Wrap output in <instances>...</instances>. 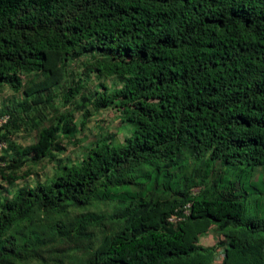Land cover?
Here are the masks:
<instances>
[{
    "label": "trees",
    "instance_id": "1",
    "mask_svg": "<svg viewBox=\"0 0 264 264\" xmlns=\"http://www.w3.org/2000/svg\"><path fill=\"white\" fill-rule=\"evenodd\" d=\"M82 56H98L88 74L119 80L100 97L126 133L11 197L0 183V264H34L47 239L96 220L85 264H216L218 249L221 264H264V0H0V86L22 94L0 111L3 180L19 177L4 173L22 164L12 152L37 164L66 150L79 107L47 124L46 112ZM83 86L66 87L65 102ZM22 128H38L32 145L13 141ZM100 202L113 212L69 227ZM212 228L218 247L200 242Z\"/></svg>",
    "mask_w": 264,
    "mask_h": 264
},
{
    "label": "rangeland",
    "instance_id": "2",
    "mask_svg": "<svg viewBox=\"0 0 264 264\" xmlns=\"http://www.w3.org/2000/svg\"><path fill=\"white\" fill-rule=\"evenodd\" d=\"M98 56L80 57L71 62L69 67V74L64 82L56 87L54 102L47 108L46 124L54 119V115L61 111H71L75 105L78 109H74L76 131L69 137L63 138V144L66 148L63 152H57L53 160L45 158L40 163H32L31 160L22 155H16L12 152V158H18L22 164L18 168L7 169L5 174L15 173L19 175L18 179L13 183L3 180L0 176V183L7 190L6 194L12 196L17 188L22 185L34 187L39 183L53 180L57 174L60 173L63 165L80 164L83 157L88 153L91 146L97 141L110 140V137L117 134V140H122L126 131V122L122 114L117 110L116 103L110 102L107 106L104 100L101 99L100 93L107 90L112 93L118 88L119 80L115 75L108 73L98 74L96 71H86L87 66ZM30 78H39V75H32L25 77L24 81H29ZM84 83L83 89L76 94L72 103H66L63 96L65 88L70 84ZM22 100V94L15 93L9 85L0 86V111H5L8 108L18 107ZM38 137V128L34 129H20L17 131L12 139L16 144L22 147L32 145ZM13 161V160H12ZM23 176V177H20ZM112 206H107L100 202L88 208H79L69 214L68 223L71 225L78 223L81 216L89 214L92 216L110 214L113 212ZM105 224L110 226L108 220ZM100 221H92L89 226L84 228V231L75 233L72 236H66L60 241H49L47 239L41 251L42 258H38L34 264H85L88 259L90 250L89 246L102 235ZM226 238L218 233L215 229L209 230L200 237V242L206 246L218 247L219 242ZM223 260V250L218 249L216 255V264H221Z\"/></svg>",
    "mask_w": 264,
    "mask_h": 264
},
{
    "label": "built area",
    "instance_id": "3",
    "mask_svg": "<svg viewBox=\"0 0 264 264\" xmlns=\"http://www.w3.org/2000/svg\"><path fill=\"white\" fill-rule=\"evenodd\" d=\"M10 116L5 114L0 116V131L2 130L3 126L8 123ZM8 148V141L7 140H0V167H6L9 163L8 160L2 159L4 151ZM181 219V217L172 216L170 218L171 221H176Z\"/></svg>",
    "mask_w": 264,
    "mask_h": 264
}]
</instances>
